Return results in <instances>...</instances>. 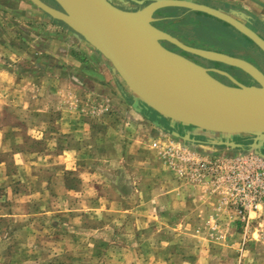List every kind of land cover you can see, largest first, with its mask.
<instances>
[{
    "label": "rangeland",
    "instance_id": "374dc122",
    "mask_svg": "<svg viewBox=\"0 0 264 264\" xmlns=\"http://www.w3.org/2000/svg\"><path fill=\"white\" fill-rule=\"evenodd\" d=\"M196 1L208 6L218 3ZM218 8L242 13L230 5ZM186 11L160 10L153 16L176 21ZM60 23L27 0H0V67L15 73L19 82V107L0 111V126L18 127L19 137L24 135L13 148L44 152L75 147L74 134L68 128L56 129L53 120H81L89 126L83 132V147H91L96 155L83 154L80 163L83 168L92 165L95 176L76 170L60 177L48 172L49 182L55 181L50 192L56 203L46 206L58 214L44 218L28 211L31 218L27 220L1 219L0 264H247V248L264 261V235L246 232L249 213L264 210V160L245 153L249 146L192 147L172 137L165 130L163 122L167 121L137 112L139 100L121 79ZM250 23L248 17L246 25ZM168 29L166 33L196 48L217 43L211 38L213 32H201L183 22ZM26 103L51 114L52 119L41 118L38 112L36 118L28 117L22 108ZM32 119L46 124L33 129ZM29 132L43 133V137L30 141L26 139ZM247 142L251 143L240 144ZM4 158L10 163L9 155ZM172 188H179L184 199L210 198L207 222L201 219L202 204L191 202L175 214L160 204L156 209L152 199ZM139 190L151 200L147 205H140ZM6 196L0 190L4 203ZM6 206L1 203L0 210ZM222 217L225 225L242 235L224 236L218 229L224 223ZM260 227L264 228V221Z\"/></svg>",
    "mask_w": 264,
    "mask_h": 264
},
{
    "label": "water",
    "instance_id": "95a60500",
    "mask_svg": "<svg viewBox=\"0 0 264 264\" xmlns=\"http://www.w3.org/2000/svg\"><path fill=\"white\" fill-rule=\"evenodd\" d=\"M27 1L49 18L64 24L97 53L124 87L158 118L167 121L170 128L179 125L193 129L186 136L172 132V137L192 147L207 145L230 149H240L241 141H250L245 153L264 160L260 149L264 144V96L251 91L253 88L264 95L261 63L251 53L258 67L238 57L185 45L153 25L158 21L153 15L160 10L185 9L202 13L230 26L264 55V38L246 25L245 14L224 12L196 0H123L136 8L133 11L118 9L110 0H51L57 8L42 0ZM147 9H151L147 28L156 36L147 35L143 30L146 26L134 20L135 14ZM73 21L78 27H74ZM161 42L206 61L235 68L252 81L243 85L223 71L207 69L168 50ZM247 69L255 72L259 79ZM211 73L226 77L230 83L220 82ZM249 96L253 97L250 106H231L233 97ZM195 136L202 138L195 139Z\"/></svg>",
    "mask_w": 264,
    "mask_h": 264
},
{
    "label": "crops",
    "instance_id": "0c3cea01",
    "mask_svg": "<svg viewBox=\"0 0 264 264\" xmlns=\"http://www.w3.org/2000/svg\"><path fill=\"white\" fill-rule=\"evenodd\" d=\"M214 4L215 6L212 7L215 8H218V5L226 7L230 5L235 10L248 15V17H250L251 22L248 26H250L252 30H254L262 37L264 36V0H218V3L214 2ZM0 80H2V82H0V111L2 112L3 109L6 108L16 109L17 107H19L17 101L19 93V82L17 75L12 71L0 67ZM4 97H6V99ZM22 108L23 110H26L28 112V117H31L33 115L32 117L36 118V112H38L40 117L43 116L44 119L48 118V121L52 119L50 116L51 114L49 115L44 110L39 108L35 110L32 108V106H29L27 103L25 104V106H22ZM32 120L34 122V125L32 126L33 129L40 130L41 126H44L46 124L45 121L38 122V120ZM16 122L19 124V121ZM25 122L26 124L31 123L28 121ZM52 125H55L56 129L68 128L70 132L74 134L75 147L70 149L60 148L59 150L52 149V151L45 150L44 152H40L38 150L30 148H13V144L18 142L19 138L23 140L24 135H21V137H19L20 133H18V127L0 126V190L4 189V192H6L7 194L6 203H4V199L0 198V204L3 203L4 205L9 206H6L7 208L3 207L0 210V220L2 219L1 221H11L13 223L24 218L27 220L28 218H31L30 215L28 216V211L32 212L35 217L44 218H47V216H50L51 214H58V211H55L53 207L49 208L46 206L47 204L53 205V203H56V201H54L56 197H53L50 192L51 189L54 187L55 181H53L52 179L54 183L49 182V177H46L48 176V172H54L56 173V175H58V177H60V174L67 170H76L85 171V173H89L88 175H91L92 178L95 176V174H93L95 173V169L92 165H87L85 166V168H83L82 164L80 163V157H82L83 154L89 155L90 157L93 154L96 155L95 150L93 153V150H89L91 149V147L86 148L83 147L82 144V140L85 139V134L83 132L84 130L89 131V126H87V124H85L79 119H76L72 122L65 121L63 118L59 117L53 120ZM78 132H81V135H79ZM30 134V132L27 133L28 138L26 137V139H30V141H33V139L38 140L43 137V133L41 134L39 132H37L36 134ZM37 134H39L40 136H37ZM49 134L54 136L55 133ZM6 145H10L11 148H5ZM6 155H9L10 163L5 160L4 157H6ZM31 171L34 172L33 175L32 173H30ZM21 173L23 175H25L26 173L27 178L23 177ZM19 176L22 177L19 179ZM13 178H15L16 180L14 179L13 181ZM18 180H20V183L16 184V188H14V184ZM91 183L93 185V182ZM17 188H20L21 190H17ZM23 190L25 191L23 192ZM138 196L141 198L140 205H147L148 201H151L148 200L147 195L143 196L142 190H139ZM163 200L166 202H163ZM105 202L109 203V200L106 199ZM191 202L194 205H203V216L201 219L204 222H207L210 215L209 212L212 201L205 195L201 198L194 197V199L192 200L188 199V197L187 199H184L179 188H172L171 190L164 192L162 195H156L152 199V203L153 205H155L156 209L158 207V204H160L161 208H163L164 206L165 210L169 211L171 214L179 212L181 209H183L184 205L186 204L191 205ZM21 204H24L25 206H22ZM29 206L30 209H28ZM21 207L23 208L22 210H20ZM208 209L209 212H207ZM263 211H253L249 213L248 218L250 221L248 224V231H246L248 234L264 235V228L260 227L261 222L263 223L264 221ZM142 216L147 215L145 214ZM198 218L200 217L198 216ZM221 221H223L224 223L219 224L218 229L224 236H235V238H237V236L242 235L237 232L235 227L233 229L232 227L225 225L227 224L225 217H222ZM3 235L4 233L0 230V237H3ZM245 254H247L246 256L248 258L247 264H264V261H262L259 253H252L249 248H247L245 250Z\"/></svg>",
    "mask_w": 264,
    "mask_h": 264
},
{
    "label": "trees",
    "instance_id": "16d2710c",
    "mask_svg": "<svg viewBox=\"0 0 264 264\" xmlns=\"http://www.w3.org/2000/svg\"><path fill=\"white\" fill-rule=\"evenodd\" d=\"M182 15L183 16L176 21H169V20L168 21H161L159 23H156L155 25L157 27H159L160 29H162L163 31L168 32L169 31L168 28L171 26V24L183 22V23L191 25L192 28H201L203 30L201 32H204V31L213 32V34H211V38L214 39L215 41H217L216 45H211V47H208V48H202V47H200V48L212 49V50L219 52V53L223 52V53L228 54L230 56H234V57H238V58L250 61L252 64L257 66L255 59L253 60L251 55H250V53H251L261 63V67H264V61L262 60V57H264V55L261 53V51H259V49H257V47L253 43H251L247 38H245L242 35H240L239 33H237L230 26H228L225 23L220 22V21H218L212 17L204 15L202 13L187 12L186 11ZM61 25L65 27V25H63V24H61ZM192 32H195V31H192ZM218 32L223 33L230 38L236 39L237 44H236V46H233V48H235V50L232 49V46H228L227 48H225V46L222 45V43H223L222 39L220 37L217 38V36L215 35V33H218ZM263 38H264V36H263ZM193 40H195V39H193ZM222 49H224V50L226 49V50L222 51ZM231 49L233 51H231ZM138 104L140 107L135 109V110H137V112L143 114L146 118L151 119V120L153 119L152 116H154V117L156 116V114L152 110L147 108L140 101H138ZM144 111H146L145 114H144Z\"/></svg>",
    "mask_w": 264,
    "mask_h": 264
},
{
    "label": "flooded vegetation",
    "instance_id": "af4514ba",
    "mask_svg": "<svg viewBox=\"0 0 264 264\" xmlns=\"http://www.w3.org/2000/svg\"><path fill=\"white\" fill-rule=\"evenodd\" d=\"M44 2H46L48 5L50 6H53V7H56L55 4H53L50 0H43ZM110 3L115 6L116 8L118 9H121V10H124V11H133V10H136V8L128 3H126L125 1L123 0H110ZM158 19H160V21H162V17H158ZM159 22V21H158ZM159 29V28H158ZM209 33H212L210 31H208ZM213 34V33H212ZM216 35L220 36L222 38V45L225 46V48H227L228 46H236L237 44V41L236 39H233V38H230L228 36H226L225 34L223 33H216ZM263 38V37H262ZM162 46H164L165 48H167L168 50H171L173 51H176V52H181V54H183V57L189 59L190 61L198 64V65H201L207 69H217V70H220V71H223L225 72L226 74H228L229 76H231L234 80H236L237 82L243 84V85H248L251 83V78L248 76V75H245L244 73H242L241 71L235 69V68H231V67H228V66H225V65H222L220 63H215V62H209V61H206L204 59H201L197 56H194V55H191L189 53H186V52H183L179 49H177L175 46L173 45H170V44H167V45H164V42L162 43ZM185 45H188V46H191V47H194L192 46V44H186ZM206 50H212V49H206ZM226 50V49H225ZM224 49H222V51H225ZM173 51V52H174ZM214 51V50H212ZM223 53V52H222ZM225 54V53H223ZM228 55V54H226ZM188 56V57H187ZM230 56V55H229ZM234 57V56H232ZM244 60V59H243ZM262 60L264 61V57H262ZM247 61V60H245ZM249 63H251L250 61H248ZM252 64V63H251ZM254 65V64H253ZM255 66V65H254ZM211 75L216 78L217 80H219L220 82H223V83H230V81L222 76V75H218V74H215V73H211ZM164 123V126H165V130H168L170 133L172 132H176L177 134L179 135H182V136H186L188 131L190 129H187V128H183V127H180V126H177V125H173L174 127L173 128H170L168 126V124H166L165 122ZM251 143H248L247 144H244L242 143V147L244 146V148H247ZM241 147V148H242ZM260 149L261 151L264 153V144L263 145H260Z\"/></svg>",
    "mask_w": 264,
    "mask_h": 264
},
{
    "label": "bare ground",
    "instance_id": "6f19581e",
    "mask_svg": "<svg viewBox=\"0 0 264 264\" xmlns=\"http://www.w3.org/2000/svg\"><path fill=\"white\" fill-rule=\"evenodd\" d=\"M150 11H151V9L150 10H140L137 14H135L134 15V20H135V22L136 23H139V24H142V26H146V27H142L143 28V30H145V32L147 33V35H149V36H156V33H154V32H151L152 30H150L149 28H147V25H148V22H149V19L151 18L150 17ZM72 24L74 25V27H78L77 26V23L75 22V21H73L72 22ZM154 33V34H153ZM248 62V61H247ZM250 73H252V75L255 77V78H257V79H259V77H258V75L257 74H255V72H252L251 70H249V69H247ZM251 91L253 92V93H257V94H260L262 97L264 96V95H262V93H259L256 89H251ZM260 95H259V97H260ZM245 97H242V98H236V97H233V103H232V105L231 106H236V107H241V106H250V104H253L252 102H253V97L252 96H249V98L247 97V98H245ZM254 103H255V101H254Z\"/></svg>",
    "mask_w": 264,
    "mask_h": 264
}]
</instances>
